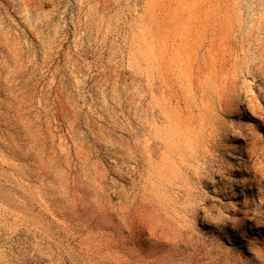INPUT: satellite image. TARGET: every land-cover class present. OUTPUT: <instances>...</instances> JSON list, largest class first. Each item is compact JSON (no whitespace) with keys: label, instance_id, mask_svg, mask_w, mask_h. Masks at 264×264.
<instances>
[{"label":"rangeland","instance_id":"obj_1","mask_svg":"<svg viewBox=\"0 0 264 264\" xmlns=\"http://www.w3.org/2000/svg\"><path fill=\"white\" fill-rule=\"evenodd\" d=\"M0 264H264V0H0Z\"/></svg>","mask_w":264,"mask_h":264}]
</instances>
